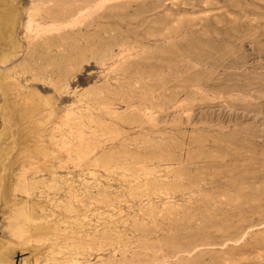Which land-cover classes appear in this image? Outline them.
<instances>
[{
	"label": "rangeland",
	"instance_id": "rangeland-1",
	"mask_svg": "<svg viewBox=\"0 0 264 264\" xmlns=\"http://www.w3.org/2000/svg\"><path fill=\"white\" fill-rule=\"evenodd\" d=\"M0 264H264V0H0Z\"/></svg>",
	"mask_w": 264,
	"mask_h": 264
}]
</instances>
